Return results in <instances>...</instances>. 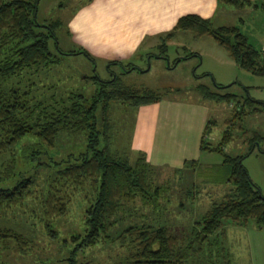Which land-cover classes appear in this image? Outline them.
Segmentation results:
<instances>
[{"label":"trees","instance_id":"16d2710c","mask_svg":"<svg viewBox=\"0 0 264 264\" xmlns=\"http://www.w3.org/2000/svg\"><path fill=\"white\" fill-rule=\"evenodd\" d=\"M216 1L218 6L235 10L264 6L250 0ZM38 3L39 0H0V158L11 156L0 165V218L9 219L15 211H22L33 220L34 229L40 227L47 237L57 239L55 220L68 214L72 201L78 204L82 228L64 240L65 247L72 244L62 260L65 264H82L76 259L81 250L109 243L127 248L119 264H231L225 247L227 222L244 225L251 220L256 227L264 228V196L243 165V160L256 150L262 154L264 151L259 142L262 138L249 134L247 129L243 138L249 147L244 155L230 156L224 148L233 132L242 130L237 124L239 114L262 113L264 101L246 99L245 106L232 113L216 145L207 140L216 122H207L200 150L221 155L220 164L202 168L197 161H186L182 169L175 170L172 180L164 179L159 184L161 172L146 162L144 154L134 153L132 158L125 148L118 151L114 147L109 113L112 105L119 103L124 111L130 109L135 114L139 107L156 103L163 96L126 86L122 74L145 70L122 61L106 63L109 79L92 77L97 86L90 97L73 88L61 95L54 86L49 88L48 96L43 95L44 87H35L40 70L46 72L69 56H82L93 68L96 61L83 48L60 50L55 32L61 23L38 21ZM177 32L212 37L240 69L264 76L263 49L251 45L239 26L214 27L211 20L196 15L179 18L148 58L166 61L167 42ZM196 56L190 53L183 60ZM114 68L121 74L116 75ZM214 87L227 88L219 84ZM196 89L207 100L229 103L235 98L201 85ZM35 90L45 96L44 100L37 98ZM78 135L82 138L79 144L69 150L60 147L63 139ZM18 161L22 164L16 172ZM28 170L31 173L25 175ZM195 175L202 176L205 184L227 188L208 210L191 218L181 232L169 229L159 218L142 217L141 223L132 219L137 202L151 213H161L159 200L167 194L170 181V186L175 182L181 186L183 182L195 189L191 182ZM189 187L185 196L192 194ZM184 211L187 213V208ZM9 242L21 255L28 252L30 240L26 236L0 227V247L8 249Z\"/></svg>","mask_w":264,"mask_h":264},{"label":"rangeland","instance_id":"374dc122","mask_svg":"<svg viewBox=\"0 0 264 264\" xmlns=\"http://www.w3.org/2000/svg\"><path fill=\"white\" fill-rule=\"evenodd\" d=\"M86 1L39 0L38 21L43 23L59 21L62 23L56 28L55 34L58 47L64 52L72 50L65 35L66 20L75 9ZM231 10L235 11L234 9ZM246 16L247 18H243L242 24L237 21L236 17L219 23L215 21L213 24L214 27L240 26L241 32L246 35L248 42L260 49L264 47V6ZM176 34L177 37L168 45L166 61L138 57L133 63L145 72L133 71L125 75L122 82L133 89L152 90L167 99L205 102L209 109V120L216 122L211 130V135L208 136V141L216 145L226 130V123L231 120L232 113L235 110H240L241 106H245L246 99L264 101V76H255L240 69L229 57L227 51L208 35L196 36L189 32H177ZM190 53H195L198 56L183 60ZM180 59L182 60L179 63H175ZM104 62L97 61L93 68L82 56L63 57L60 65L49 70L46 69V72L44 70L38 72L35 77V87L37 88L38 84H41L44 87L42 94L45 96H48L49 88L54 86L57 87V93L60 92L61 95L67 94L68 91H71L70 88H73V91L90 97L97 86L92 77L97 75L102 80H107L110 77L106 70L108 61ZM71 73L75 76L81 74V77H87V79L80 77V79L75 80ZM214 84L227 88L218 90L215 89ZM200 85L220 95L233 94L235 98H232L229 103L203 99L196 89ZM36 94L38 99L44 100L45 96L41 92L37 91ZM239 118L237 124L241 126L242 130L236 129L233 132V138L224 148V151L230 156L244 155L249 147L248 142L245 141L246 137L243 138V132L246 129L249 134L256 133L259 138H262L259 142L260 148L264 151V111L252 116L239 114ZM133 119L134 111H130V109L124 111V107L119 103L112 105L109 113V127L114 137L113 145L118 151L125 148L132 158L134 156L129 147V134ZM80 139H82L80 135L74 139H63L60 147L69 150L74 144H79ZM9 160H11L9 155L1 157L0 165ZM221 161L222 156L216 153H204L200 160L201 164L206 165L219 164ZM21 164L22 162L18 161L16 172ZM243 165L252 182L264 196V154L256 150L243 160ZM30 173L31 170H28L25 175ZM174 176L172 170H162L158 177V183L161 184L164 179L172 180ZM202 179V176L195 175L192 177L191 182H193L194 188L196 187L195 189L183 182L180 183L181 186L175 185L176 182L170 186L172 183L170 181L167 194L159 200L161 213L160 210L151 213V209L145 208L137 202L132 219L141 223L142 217L145 220L159 218V220L165 221L169 229H175L178 233L181 232L182 228H186L191 218L194 217L195 219L197 215L208 210L211 203L218 201L227 188L224 185L205 184ZM188 187L192 189V194L185 196L184 193ZM180 202L183 204L182 207L179 206ZM69 208V212L64 218H59L54 222L53 226L59 235L57 239L47 237L40 227L34 229L33 220L22 211H15L13 216L12 214L8 216L9 219L0 218V227L12 228L30 240L28 252L23 255L17 252L10 242L7 244L8 249L1 245L0 264H65V261L62 260L72 244L70 243L65 247L64 240H69L70 236L80 233L82 228V221L80 222L78 217L81 211L80 206L72 201ZM185 208L188 210L187 213L184 211ZM227 223L228 225H225V247L229 252L230 263L264 264V228L256 227L251 220L244 225ZM126 253L127 248L119 246V243L99 244L81 250L76 259L82 264L86 262L91 264H119L120 259Z\"/></svg>","mask_w":264,"mask_h":264},{"label":"crops","instance_id":"0c3cea01","mask_svg":"<svg viewBox=\"0 0 264 264\" xmlns=\"http://www.w3.org/2000/svg\"><path fill=\"white\" fill-rule=\"evenodd\" d=\"M250 1L264 5V0ZM231 9L218 6L216 0H87L67 18L65 35L72 50L83 48L96 62L122 61L137 67L133 61L138 57L150 60L147 55L156 51L162 38L182 16L196 15L211 20L212 24L236 17L242 24L247 14L258 10L252 7ZM175 37L177 34L173 39ZM113 72L121 74L119 70ZM132 72L122 74L121 80ZM71 76L78 80L81 74L71 73ZM208 121H212L209 109L201 101L165 97L141 106L134 114L129 134L130 151L144 154L146 162L159 172H175L182 169L186 161H197L202 168H209L213 164L200 162L206 153L201 152L200 144Z\"/></svg>","mask_w":264,"mask_h":264},{"label":"built area","instance_id":"2783aa9c","mask_svg":"<svg viewBox=\"0 0 264 264\" xmlns=\"http://www.w3.org/2000/svg\"><path fill=\"white\" fill-rule=\"evenodd\" d=\"M263 53H264V49H263Z\"/></svg>","mask_w":264,"mask_h":264}]
</instances>
